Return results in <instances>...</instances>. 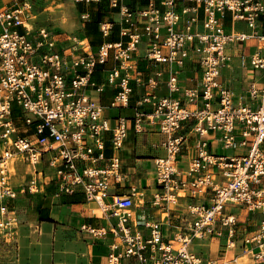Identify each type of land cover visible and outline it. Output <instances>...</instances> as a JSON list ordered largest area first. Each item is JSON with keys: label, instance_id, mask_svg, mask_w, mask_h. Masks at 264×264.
<instances>
[{"label": "built area", "instance_id": "obj_1", "mask_svg": "<svg viewBox=\"0 0 264 264\" xmlns=\"http://www.w3.org/2000/svg\"><path fill=\"white\" fill-rule=\"evenodd\" d=\"M33 6L34 0H7L0 6V226L14 222L12 202L19 193L35 195L41 184L53 183L60 192L83 190L89 201L116 220L108 264H203L192 249L194 241L225 236L226 248L235 247L237 218L227 208H243L260 214L253 231L245 228L244 242L255 260L264 261V0L121 5L120 39L104 41L96 49L59 46L51 30L35 26ZM110 6L117 8L118 1ZM199 7L205 16L200 31L195 28ZM227 13L233 26L244 23L250 32L232 28L226 33L222 21ZM113 29V21L100 23L104 38ZM249 39L257 41L249 66L259 72L261 82L253 77L247 95L240 97L222 81L221 68L229 60L228 47ZM142 44L145 58L154 66L181 67L186 59H196L202 70L198 86L182 90L178 71L170 70L168 95L154 93V77L133 75V56ZM96 73L104 74V82L95 80ZM156 74L162 76L160 71ZM109 88L116 89L110 106L120 109L129 107L135 88L145 90L135 101L134 127L140 132L147 120L157 124L163 136L155 145L164 155L154 159L158 192L153 205L163 208L179 192L192 199L175 218L171 237L160 220L145 222L147 236L138 228L134 189L104 202L111 180L120 181L121 164L116 156L106 157V135L110 133L112 149L120 151L129 120L120 114L112 122L105 116L99 96L92 93ZM177 92L183 96H173ZM18 119L32 136L20 134ZM190 148L195 155L183 171L178 163ZM226 150L236 153L225 154ZM19 162L30 168L31 178L18 191L12 177Z\"/></svg>", "mask_w": 264, "mask_h": 264}, {"label": "crops", "instance_id": "obj_2", "mask_svg": "<svg viewBox=\"0 0 264 264\" xmlns=\"http://www.w3.org/2000/svg\"><path fill=\"white\" fill-rule=\"evenodd\" d=\"M38 1L34 0V6L37 5ZM52 1L74 8L80 18L81 29L79 32L81 37L87 40L91 48L100 45L104 41H117L120 39L119 7L121 5L136 8L145 6L149 2V0H117L118 7L112 8L110 6L112 0L89 2L85 0L79 2L76 0ZM185 5L194 7L195 3L185 2ZM34 6L33 13L37 18L38 15ZM197 15L198 23L195 28L200 31L205 18L202 7H199ZM102 21L114 22L113 33L107 38L103 37L100 30ZM222 24L226 33H230L232 28L235 31L250 32V29L244 23H237L233 26L229 13L226 14ZM59 36L57 35V38ZM59 46L68 47L60 43ZM256 46L257 41L249 39L244 42H235L226 50L229 60L221 68V79L234 90L237 96L247 95V89L253 77L261 82L259 72L253 71L249 66V57ZM144 47L145 45L142 44L140 49L134 53L133 59L136 62V68L133 71V75L135 76L139 73L145 80L154 77L157 80V88L153 89L154 93L162 96L168 95L165 82L168 79L170 70L178 71L179 85L182 90L198 86L202 70L195 62L196 59H186L181 67L170 66L169 64L154 66L145 58ZM243 59L245 60L244 66L242 65ZM110 66L111 63L106 66V69ZM159 71L162 73L160 77L156 74ZM94 78L99 83L104 82L103 73H96ZM132 86H135L134 81H132ZM115 92L116 89L109 88L100 94L92 93L94 96H99L104 107V114L112 122L113 118L120 114L129 118L127 136L120 151L112 149L108 140L110 133L106 135V138H108L105 147L106 157L116 156L121 164L119 170L120 181L111 180L108 196L105 197L104 202L106 204L109 203L111 196L115 193L130 194L131 190L134 189V221L139 224L138 228L147 236L149 235V229L144 225L145 222L160 220L163 223L162 228L165 235L171 237L177 225L175 218L178 214L185 211L192 199L189 194L179 192L176 193V203H165L163 208L153 205L154 194L158 192L155 183L154 159L164 155V150L160 147L156 148L155 145L163 139V136L159 133L158 125L151 124L147 120H143L140 132H137L134 127L132 117L134 115L135 101L138 95L144 93L145 90L135 88L129 101V107L122 109L110 106ZM173 96L182 97L183 94L182 92H177ZM15 122L20 125V127L16 126L20 130V134L32 136L33 131H26L23 128L22 120L18 119ZM220 152L218 150V153ZM194 155L195 151L192 148L187 152L185 151L180 157L178 168L185 171L189 160ZM42 166L40 165L39 167L41 168ZM13 186L18 191L21 187V185L14 184ZM12 206L16 211L21 209V213L24 215L32 214L33 222L41 230L44 242L54 251V264H108L107 256L112 251L111 245L113 243L112 226L116 220L110 217L109 212L102 210L97 203L89 201L83 190L78 189L74 193L69 194L60 192L53 183L41 184L39 192L35 195L19 193L17 199L12 202ZM158 211L160 213H157ZM227 212L228 214H234L237 218V230L238 228L239 230L234 239L235 247L233 249H231L232 247L226 248L225 236L194 241L192 249L201 258L203 264L220 260H227L229 264H235L236 258L250 254L245 249L244 239L247 236L244 231L247 227L245 223L254 218L258 219L260 214L234 207H228ZM253 259L252 263L249 264H264V261ZM124 263H128V260L124 259Z\"/></svg>", "mask_w": 264, "mask_h": 264}, {"label": "rangeland", "instance_id": "obj_3", "mask_svg": "<svg viewBox=\"0 0 264 264\" xmlns=\"http://www.w3.org/2000/svg\"><path fill=\"white\" fill-rule=\"evenodd\" d=\"M6 2L7 0H0V6ZM34 9L38 15L33 20L36 22L35 26L47 27L58 39V43L63 44V46L79 44L88 48V42L82 43L86 39L82 40L79 32L81 29L80 18L74 8L55 3L52 0H39ZM57 35L60 36L57 38ZM74 38L76 40L72 41ZM26 116L32 117L31 114ZM224 153L235 154L236 151L226 150ZM14 172L12 177L14 185L22 186L31 178V170L24 163H16ZM12 218L15 220L11 225L0 226V264H54V251L44 242L41 230L33 222L32 214L24 215L19 209L12 215ZM254 219L245 223L248 232L255 228ZM250 254L239 256L236 258L235 264L252 263L253 257Z\"/></svg>", "mask_w": 264, "mask_h": 264}, {"label": "bare ground", "instance_id": "obj_4", "mask_svg": "<svg viewBox=\"0 0 264 264\" xmlns=\"http://www.w3.org/2000/svg\"><path fill=\"white\" fill-rule=\"evenodd\" d=\"M75 40H76V39L74 38L72 41H75ZM82 40H83V39H82ZM82 40H81V41H82ZM82 43H85V44H86L87 41H86V40H83ZM85 44H84V45H85ZM85 48H86V47H85ZM171 200H172L173 203H176V202H177V199H176L175 197H172ZM237 262H238V261H237ZM237 262H236V263H237Z\"/></svg>", "mask_w": 264, "mask_h": 264}, {"label": "trees", "instance_id": "obj_5", "mask_svg": "<svg viewBox=\"0 0 264 264\" xmlns=\"http://www.w3.org/2000/svg\"><path fill=\"white\" fill-rule=\"evenodd\" d=\"M109 41H113V40H109ZM102 43H103V42H102ZM102 43H101V44H102ZM101 44H100V45H101ZM98 46H99V45H97V46H94V48H93V49H96ZM15 125L20 127L19 123H17V122H15Z\"/></svg>", "mask_w": 264, "mask_h": 264}]
</instances>
